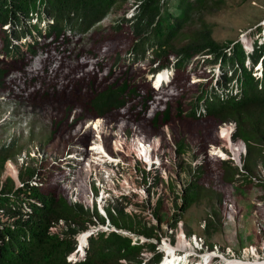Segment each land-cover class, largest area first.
Listing matches in <instances>:
<instances>
[{
  "label": "rangeland",
  "instance_id": "1",
  "mask_svg": "<svg viewBox=\"0 0 264 264\" xmlns=\"http://www.w3.org/2000/svg\"><path fill=\"white\" fill-rule=\"evenodd\" d=\"M222 1L223 4L219 8L202 14L203 19L211 27V36L218 41L237 40L249 46L252 39L257 36L259 26H264V0ZM136 5L134 0H118L106 16L82 34L66 28L65 35L80 39L72 46L82 48V45L86 44L95 52L100 64L91 61L81 66V62L86 59L83 56L74 61L71 54L55 51L54 42L46 44L50 37L43 40L44 31L37 36V42L34 44L36 55L27 50L26 43H21L22 48L15 49V55L7 54L3 49L5 32L0 30V67L10 69V72L4 74L0 88V145L12 143L15 148L14 156L4 163L0 184L9 176L16 185H20L22 179L19 173L23 172L24 177H28L26 170L29 167L36 168V180L38 177L45 178L56 186L58 192H64L72 201L81 200L88 205L90 213L95 204L97 210L105 214L103 208L106 205L99 197L101 184H108L112 180L124 193L129 194L132 202L125 205L127 212L134 213L137 219L143 222L160 224L163 234L159 245L162 246L168 238H172L171 234L175 245L180 246L178 244L181 241L193 248L201 246L202 250L207 246L204 240H209L213 242L212 247L219 255L228 258L238 257L256 264L257 256L264 260V185L260 184L264 181V143L256 148L252 172L238 170L230 183L221 178V173L217 169V164L221 160L211 151L212 144L222 141L218 135L219 120L205 115L198 119H189L183 114L178 116L174 107H171L167 123L162 122L163 119L160 118L155 121L149 120L153 112L162 107L161 102L157 103L159 91L151 90V82L165 78L170 85L173 83V87L176 82L175 79L172 80L173 74L184 77L183 89L169 87L172 96L164 97L169 96L172 105L177 103L178 99L177 101L186 107V100L194 98L202 87L210 89L215 86L223 70L218 63L203 64L202 60L195 56L183 68L173 69L164 66L153 76L152 70L149 69L155 63L150 62L149 51H145L142 59L131 61L127 51L130 50L134 36L128 23L122 20L121 26L117 27L118 30L110 25L116 24L117 18L121 15L130 18ZM43 17H46L47 22L51 21L50 15L43 14ZM195 18L185 27L187 32L199 26V20ZM41 25L44 27L43 21ZM104 27H109L110 32L102 33ZM88 36H91L89 40ZM60 38L61 35L58 39ZM21 40L24 41L25 38ZM230 44L232 46V43ZM45 56L44 62H40ZM172 56L169 64L173 61ZM21 61L25 62L23 71H20L18 66ZM41 63L45 64L44 70L40 67ZM67 63L74 65L69 71L71 77L67 75L69 73ZM55 68L58 71L54 76ZM255 69L257 65L253 66V70ZM84 71L88 72L83 74ZM160 75L164 77L158 78ZM34 77L37 79H33ZM123 80L128 82L129 88L135 89L134 92L126 94L130 101L124 107L112 110L104 118L84 117L85 111L81 107L85 98L82 99L87 93L92 94L94 90L102 89L108 84L115 87ZM151 92L154 98L152 101L147 98V94ZM131 103H135L133 108L129 107ZM145 106H148L147 109ZM123 127L147 136H152L155 132L160 134L163 147L158 150L155 166L145 165L138 159H133L129 150L131 145L128 146L126 143L128 138L126 140L120 133ZM182 137L188 146L180 152L177 142ZM110 140L114 150L123 149L114 154V157H120L123 163L119 161L111 163L116 166V169L113 167L115 175L103 182L101 173L93 172L92 163L89 166L86 155L91 154L90 148L95 141ZM87 143H91L92 146ZM203 161L207 169L205 176V183L209 185L207 193L184 210L174 226L170 227L166 220L168 217L157 221L153 212L157 197L163 196L159 210H162L163 214L171 213L180 202L174 193L176 195L180 193L186 181L193 177L191 175L193 167L199 165L198 163L202 165ZM10 162L15 172L8 168ZM107 164L101 163L100 166L105 168ZM89 167L92 173L89 172ZM97 168L96 166L94 171ZM142 169L150 170V173L146 171L147 181H144ZM156 172H160L158 175L162 179L153 184ZM99 178L102 181H99ZM94 185L98 191L96 200L93 195ZM235 185L240 188H235ZM208 218H211L213 223L209 234L204 230ZM93 219L95 224H90L86 230L77 232L75 235L77 239L84 232L89 234L98 228H106L97 217L94 216ZM181 229L185 232V240ZM187 229L191 230L190 237ZM122 231L132 234L133 237L137 236L129 230ZM140 237L144 239L143 235ZM143 254L146 256L150 252L144 250ZM165 258L168 257L164 256L163 260Z\"/></svg>",
  "mask_w": 264,
  "mask_h": 264
},
{
  "label": "trees",
  "instance_id": "2",
  "mask_svg": "<svg viewBox=\"0 0 264 264\" xmlns=\"http://www.w3.org/2000/svg\"><path fill=\"white\" fill-rule=\"evenodd\" d=\"M117 1L0 0V30L5 32L3 49L7 54L15 55V49L22 48L21 43H26L27 50L35 54L37 50L34 44L37 42V35L45 31L43 40L50 37V41L46 44L54 42L55 51L71 54L74 61L83 56L86 59L81 62V66L91 61L100 64L95 52L86 44L82 45V48L72 46L80 39L69 37L64 33L66 28L74 30L77 34L88 31L107 15ZM134 1L137 5L131 17L121 15L117 18L116 24L110 25L118 30L117 27L122 20L128 23L134 36L130 50L127 51L131 61L142 59L145 51L150 52V62L155 63L154 66L165 65L173 69L183 68L195 56L198 60H202L203 64H213L219 60L224 75L217 83L229 81L228 92L221 91L220 94L213 86L210 89L202 87L194 98L190 97L186 100L187 105L183 107L178 99H176L177 103L172 105L170 97H164L172 94L169 92V87L183 89L185 84L184 77L173 74L172 80H176L173 87V83L171 85L168 83L154 90L159 91L157 103L161 102L162 107L157 108L149 120L155 121L160 118L163 119L162 122L167 123L171 107H174L178 116L183 114L189 119H198L204 115L212 116L219 121L236 119L237 128L234 136L242 137L246 141L244 166L248 173L252 172L256 148L264 143V26H259L257 36L252 39L251 48L247 50L237 40L223 42L211 36V27L203 19L202 14L213 8H219L223 4L222 0ZM43 14L51 16V21L47 22L45 28L39 24ZM194 18L199 20L200 24L187 32L185 27ZM110 30L109 27H104L102 33ZM90 37L88 36L87 39L89 40ZM22 38L25 40L22 41ZM227 47L230 49L226 50ZM170 56L173 58L171 64H169ZM45 58L46 56L41 58L40 62H44ZM256 59L263 62L262 76L253 72V62ZM24 63L21 61L18 65L20 71H23ZM154 66L150 69L157 68ZM40 67L43 69L45 64L41 63ZM67 67L69 72L74 65L67 63ZM53 70H55L54 76L57 75V68ZM8 72H10L8 67H0V88L2 78ZM87 72L84 71L83 74ZM67 75L72 76L71 72ZM153 89L152 87L151 90ZM134 90L133 87H128L126 80H123L115 87L108 84L102 89L94 90L92 94L81 96L82 100L85 98L84 102L88 103L86 105L82 102L84 117H106L112 110L124 107L130 101L126 94ZM147 98L154 100L153 93L147 94ZM134 105L135 103H131L129 107L133 108ZM147 107L145 106V109ZM128 127L123 128L128 131L130 130ZM154 134L160 135L156 132ZM104 144L112 151L109 141ZM185 144L182 137L177 142L178 149L182 150ZM14 154L15 148L12 143L0 145V174L5 161ZM217 169L223 180L232 183L236 174L234 166L223 160L217 164ZM142 170L144 181H147L146 170ZM206 170V163L200 164L192 172L193 177L186 181L180 193L177 195L174 193L180 202L171 213L163 214V211L159 210L163 196L157 197L153 209L157 221L168 217L166 220L170 227L174 226L183 211L207 193L209 185L205 183ZM26 171L28 177H24L23 172L19 173L22 184L16 185L9 176L0 184V212L7 215V218H0V264H160L162 250L159 249L158 243L163 234L160 224L143 222L137 219L134 213L127 212L125 205L132 201L124 193L105 206L108 221L116 230L98 228L90 232L83 243L82 254L76 253L72 259H67V255L77 247L76 233L86 230L90 224H95L94 216L99 222H105V216L97 210L95 204L90 213L88 205L81 200L72 201L64 192H58L56 186L45 178L38 177L39 179L36 180V168L29 167ZM161 179L162 177L156 174L152 183L156 184ZM260 184L264 185V181ZM235 188L240 186L235 185ZM59 218L68 222L67 228L62 233L50 232L49 226ZM212 224V219L208 218L204 227L208 234ZM122 229L129 230L137 236L133 237ZM186 231L188 234L191 232L189 229ZM140 234L144 239H141ZM171 236L173 239L172 234ZM204 241L212 248V241ZM144 250H148L150 254L145 256Z\"/></svg>",
  "mask_w": 264,
  "mask_h": 264
},
{
  "label": "clouds",
  "instance_id": "3",
  "mask_svg": "<svg viewBox=\"0 0 264 264\" xmlns=\"http://www.w3.org/2000/svg\"><path fill=\"white\" fill-rule=\"evenodd\" d=\"M45 18L43 17L41 19V21L39 22L40 26L43 27L41 25V22L43 21V25H44L43 28H45V26L47 24V21H46L47 19H45ZM44 34H45V31H44ZM37 36H39V35H37ZM241 44H243L245 49L248 50V49L251 48L252 41L250 42L249 46H246L244 42L241 43ZM33 55H36V53L33 54ZM215 64L220 65L221 63H219V60H218ZM254 65H257V69L253 70V72L256 73L259 76H262V73H263V62L260 59H256L253 62V66ZM164 66H160V67L154 66V67H157V68L154 69V70H152V69H149V70H152V75L154 76V73L157 70H159L160 68L164 67ZM166 67H168V66H166ZM220 68H221V65H220ZM171 75H172V73L170 74V76ZM222 75H224V70H223V74ZM222 75L220 73L221 77L219 79L222 78ZM161 77L163 78L164 76L161 75ZM152 78H154V77H152ZM164 79H162V80H164ZM162 80H160V81L156 80L154 82H151V86L154 89H159L160 86H163V85L169 83V81L168 80L166 81V79L164 81H162ZM227 83H229V81L226 80L224 83H222V82H220L219 84L217 83L213 87H215L216 91L217 92L219 91V93L221 94V91L228 92V87L227 86H229V85ZM223 84H225V85H223ZM234 91H236V89H234ZM99 117L100 118H104L103 116H96L94 118H99ZM236 128H237V121L234 118H229V119L220 121L219 128H218V135H219V137H220V139L222 141H221V143L212 144L211 151L213 149H219L218 151H222L224 153V155H222V154L218 155V153H213V152L212 153L215 154L221 161H223V160L224 161H228L232 166H234L236 168V170H237L236 173H238L239 171L242 172L245 169L244 160H245V155H246V151H247V145H246V141L242 137L234 136V132H235ZM128 131H127V129L122 128L120 133H121V135L124 138H126V140L128 138L126 143L128 144V146H129V144L131 145L130 148L129 147L128 148H129V150H130V152L132 154L133 159L134 160L138 159L139 162H142L145 165L146 164H149V166H151L152 164L154 165L155 161L158 159L157 156H156L157 153H158V150L163 147L160 135L154 134L152 136L143 137L141 134L136 132L134 129L133 130H128ZM101 133H103L102 130H101ZM227 133H228V135H226ZM109 143H110V146L112 147L111 140L109 141ZM101 144H102L103 149L105 148L104 149L105 151H96L93 148H90L91 149V154L88 153L86 156H87V158L89 160V166H90L91 163L93 164V168H92L93 172L94 173H101V175L103 177L102 178L103 182L104 181L106 182V179H109V178L112 179V175H115V173L113 171H114V168L116 169V166L112 165L111 163H117L116 161H119V162L123 163V161H122V159L120 157L119 158L118 157L117 158L114 157L115 152L118 154V152L123 151V149L122 148H116L114 150V148L112 147V151H110L109 149H107V147L105 146L103 141L101 142ZM232 144H235L234 145L235 147L238 144V145H240V148L236 149V152H234V150L232 149V146H231ZM87 145L92 146L91 143H87ZM187 146L188 145L185 144L183 146V149L182 150L179 149V151L180 152L184 151L187 148ZM145 150H146V153L144 152ZM103 152H105L106 155H102V156L99 155L97 157H94L95 155L102 154ZM92 154H95V155H92ZM134 155H135V157H134ZM83 156L84 155L82 154V157ZM154 156H156V157H154ZM235 159L237 161L242 160V165H241L242 169H240L239 165L236 164ZM231 160L233 161V163H231L232 162ZM106 162L108 163L107 167L103 168V167L100 166L101 163H106ZM198 164L200 165V163H198ZM199 165L194 166L193 167V171ZM96 166L98 168H97L96 171H94L96 169ZM92 169H90V167H89V172L90 173H92ZM102 171H104V173ZM146 171L148 173H150L149 169H147ZM156 174H160V172H156L155 175ZM102 179L99 178V181L100 180L102 181ZM101 186H102L101 188L103 189V191L101 192L99 197H100V199H103L104 205H107L109 202H112L115 197L123 194V193H116L113 190V188L111 187V185H107V184L103 185V184H101ZM95 189H96V191H95ZM94 191H95V194H93V195H94L95 200H96L97 197H98V191H97V188H96L95 185H94ZM124 194L129 195L128 193H124ZM103 209H104L105 214H103V213L102 214L105 216L106 222H100V223H101L102 226L104 225L106 228H102V229H115L116 230V228L114 226L110 225V223L108 221V217L106 215L105 208H103ZM181 231L183 233L182 237L185 240L186 239L185 238L186 237L185 232L182 229H181ZM140 236H142V235H140ZM188 236L190 237L191 235L188 234ZM166 242L169 245H171L172 247H174L173 252L175 253V255L181 256V258L178 259V260H176V259H172L171 261L167 260L166 263H168V264L170 262L172 264H175V263L176 264H224V262H225L224 261L225 255H222V254H221L222 256L219 255V253L215 252V250H214L215 248H213V247L210 248V247L206 246L202 250L201 246L193 248V247H191L189 245H185L184 243H181V242H180L181 245L177 246V245H175L174 241H172L171 238H168V241H166ZM158 247H159V249L162 250V255H161L162 258H161L160 264H164V260H163L164 256L170 258V253L166 252V247L164 246V244L162 246L158 244ZM79 250H80V245H79V241H78L77 247L67 255V259H72L76 253L82 254V252L79 251ZM218 250L219 249H217V251ZM211 251H212V254H210ZM186 252H187L186 256L182 257ZM205 253H208L209 255L204 257L203 255ZM220 256L222 258H220ZM256 258H257L258 261H263V258L259 259L260 258L259 256H257ZM258 261H256L255 263L258 264L257 263ZM261 264H264V263H261Z\"/></svg>",
  "mask_w": 264,
  "mask_h": 264
},
{
  "label": "bare ground",
  "instance_id": "4",
  "mask_svg": "<svg viewBox=\"0 0 264 264\" xmlns=\"http://www.w3.org/2000/svg\"><path fill=\"white\" fill-rule=\"evenodd\" d=\"M164 76H165V74H163ZM157 77V76H156ZM161 77V75L160 76H158V78H160ZM157 80V79H156ZM97 121H98V119H97ZM96 121V122H97ZM95 125V124H94ZM226 135H228V133L226 134ZM235 144H232L231 146H232V149L234 150V152H236V149H239L240 148V145H236V147L234 146ZM92 148L94 149V150H96V151H105L104 149H103V147H102V144H101V142L100 141H95L94 142V145L92 146ZM219 149H213L212 150V152L213 153H218V155L219 154H222V155H224V153L222 152V151H218ZM145 153H146V150L144 151ZM92 155H95V154H92ZM99 155H106V153L105 152H103L102 154H97V155H95L94 157H97V156H99ZM8 168L10 169V171L11 172H15V170H14V167H13V164L10 162L9 163V165H8ZM88 233H86V232H84V233H82L81 235H80V238H78L79 239V245H80V250H84L83 249V241L85 242V239H86V235H87ZM180 240V239H179ZM181 242V241H180ZM185 244V243H184ZM190 244V243H189ZM178 245H181V243H179ZM186 245V244H185ZM164 246L166 247V252H169L170 253V258H168V260H172V259H176V260H178V259H180L181 258V256H177V255H175V253L173 252V250H174V247H172L171 245H169L166 241L164 242ZM186 254H187V252L182 256V257H185L186 256ZM207 255H209L208 253H205L203 256L204 257H206ZM166 261H167V258H165V260H164V264L166 263ZM224 264H253V262H251V261H246L245 259H240V258H228V257H225L224 258ZM258 264H261V263H264V260L263 261H258L257 262ZM169 264H172L171 262L169 263Z\"/></svg>",
  "mask_w": 264,
  "mask_h": 264
},
{
  "label": "built area",
  "instance_id": "5",
  "mask_svg": "<svg viewBox=\"0 0 264 264\" xmlns=\"http://www.w3.org/2000/svg\"><path fill=\"white\" fill-rule=\"evenodd\" d=\"M235 162L236 164L239 165V168L242 169L241 165H242V160H239L237 161L235 159ZM111 178H109L110 180ZM107 185H111V187L113 188V190L116 192V193H124V191L119 188L118 186H116L114 184V182L111 180L110 183H108ZM103 191V189L101 188V192ZM0 218H7V215L4 214L2 211L0 212ZM67 224L68 222L65 221L63 218H59L57 221L53 222L50 226H49V231L50 232H57V233H62L63 230H65L67 228Z\"/></svg>",
  "mask_w": 264,
  "mask_h": 264
}]
</instances>
